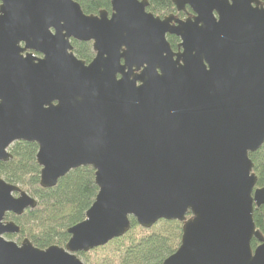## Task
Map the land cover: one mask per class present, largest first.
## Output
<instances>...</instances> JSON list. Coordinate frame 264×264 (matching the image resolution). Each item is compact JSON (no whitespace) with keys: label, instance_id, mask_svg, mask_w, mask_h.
<instances>
[{"label":"water","instance_id":"water-1","mask_svg":"<svg viewBox=\"0 0 264 264\" xmlns=\"http://www.w3.org/2000/svg\"><path fill=\"white\" fill-rule=\"evenodd\" d=\"M172 1L193 17L154 16L145 0L97 15L78 0H0V160L36 143L41 187L91 166L98 188L66 244L40 249L6 239L20 232L6 214L37 200L0 176V264H84L77 254L123 236L130 217L184 222L163 264H264L249 158L264 143V6ZM71 39L92 42L91 62Z\"/></svg>","mask_w":264,"mask_h":264},{"label":"trees","instance_id":"trees-1","mask_svg":"<svg viewBox=\"0 0 264 264\" xmlns=\"http://www.w3.org/2000/svg\"><path fill=\"white\" fill-rule=\"evenodd\" d=\"M146 11L160 18L176 13L172 0H145ZM264 3V0H261ZM86 15H97L100 11L111 13V0H78ZM172 48L177 38L166 36ZM76 57L86 64L95 56L92 42L70 40ZM36 143L14 142L9 152L12 159L0 160V176L8 183L18 185L23 191L37 200L33 209L21 215L7 213L5 220L13 221L20 227L18 240L28 238L40 249L51 245L64 246L69 239L67 229L85 218V213L93 203L98 188L94 182V169L91 166L78 167L60 178L51 188L39 184L40 166L36 163ZM253 163L252 172L256 176L255 188L264 187V143L255 152L249 153ZM187 214V219L190 218ZM255 229L264 238V205L253 206ZM183 221L159 220L146 229L130 217V228L121 237L103 246L77 254L84 258V264H163L165 258L174 253L180 245ZM15 235H7L12 238ZM254 249L258 240L251 239Z\"/></svg>","mask_w":264,"mask_h":264},{"label":"flooded vegetation","instance_id":"flooded-vegetation-1","mask_svg":"<svg viewBox=\"0 0 264 264\" xmlns=\"http://www.w3.org/2000/svg\"><path fill=\"white\" fill-rule=\"evenodd\" d=\"M259 3L260 5L264 6V3L261 2V0H259ZM176 8V7H175ZM169 16H172L173 19H179V20H186L187 18H192L193 17V12L191 11V9L186 5L184 10H177L176 9V13L175 14H172V15H169ZM171 25H175V21L172 20L170 22ZM170 35V34H169ZM171 36H174L175 38H177V42L175 43V48L172 50L173 52H180L181 49L179 48L178 44L180 42V39L179 37L175 36V35H171ZM172 49V48H171Z\"/></svg>","mask_w":264,"mask_h":264},{"label":"rangeland","instance_id":"rangeland-1","mask_svg":"<svg viewBox=\"0 0 264 264\" xmlns=\"http://www.w3.org/2000/svg\"><path fill=\"white\" fill-rule=\"evenodd\" d=\"M16 235L15 236H12V238H7L6 236L5 237H6V239H10V240L15 241L16 243H19L20 241L18 240V237H16ZM80 259L84 263V258H80Z\"/></svg>","mask_w":264,"mask_h":264}]
</instances>
